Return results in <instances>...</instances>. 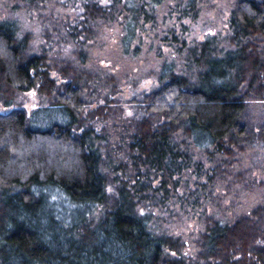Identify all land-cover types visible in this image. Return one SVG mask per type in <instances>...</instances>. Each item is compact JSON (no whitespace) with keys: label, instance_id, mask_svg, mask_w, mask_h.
I'll return each instance as SVG.
<instances>
[{"label":"trees","instance_id":"trees-1","mask_svg":"<svg viewBox=\"0 0 264 264\" xmlns=\"http://www.w3.org/2000/svg\"><path fill=\"white\" fill-rule=\"evenodd\" d=\"M167 1L88 0L63 23L69 60L0 23V104L32 91L46 102L0 112V264H264V204L233 218L205 210L192 254L166 229L216 185L244 184L240 155L264 145V120L248 121L264 103V0H239L224 44L189 48L183 73L164 66L131 117L113 99L116 77L87 67L102 24L123 17L129 53L140 20Z\"/></svg>","mask_w":264,"mask_h":264},{"label":"rangeland","instance_id":"rangeland-1","mask_svg":"<svg viewBox=\"0 0 264 264\" xmlns=\"http://www.w3.org/2000/svg\"><path fill=\"white\" fill-rule=\"evenodd\" d=\"M238 1L168 0L152 12L153 18L140 20L129 53L121 44L126 24L123 17L113 25L102 24L97 38L87 46V67L116 77L118 87L113 99L121 111L131 117L136 113L140 98L158 87L164 66L176 64L177 71L183 73L188 68L184 55L189 48L209 38L224 44L229 19ZM87 5L88 0H44L39 6L31 7L23 0H0V23L16 21L19 37L28 35L34 51L48 48L58 58L69 60L77 48L60 40L65 34L61 31L63 23L83 18ZM48 18L54 19L56 25L59 23L57 31L61 32L54 33L55 22ZM45 104L44 97L32 91L21 95L16 106L5 108L0 104V112L7 114L15 109H25L30 113ZM248 116L250 124L264 120V103L252 104ZM194 153L197 159L202 158V153L197 150ZM235 171L243 175L244 184L216 185L212 189L213 201L202 202L200 199L194 208H180L179 217L166 226L171 233L181 236L186 243V254L194 252L195 234L201 229L199 215L205 210L233 218L249 214L264 204V145L256 142L241 154Z\"/></svg>","mask_w":264,"mask_h":264}]
</instances>
